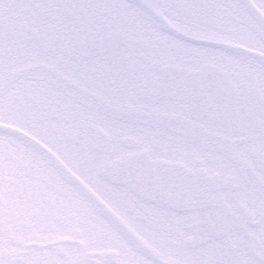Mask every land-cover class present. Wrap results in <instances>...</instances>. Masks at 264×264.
<instances>
[{
	"label": "snow or ice",
	"instance_id": "1",
	"mask_svg": "<svg viewBox=\"0 0 264 264\" xmlns=\"http://www.w3.org/2000/svg\"><path fill=\"white\" fill-rule=\"evenodd\" d=\"M0 264H264V0H0Z\"/></svg>",
	"mask_w": 264,
	"mask_h": 264
}]
</instances>
